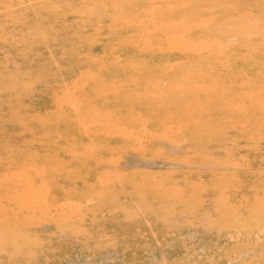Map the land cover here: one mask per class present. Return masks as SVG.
Masks as SVG:
<instances>
[{"label":"rangeland","instance_id":"obj_1","mask_svg":"<svg viewBox=\"0 0 264 264\" xmlns=\"http://www.w3.org/2000/svg\"><path fill=\"white\" fill-rule=\"evenodd\" d=\"M0 264H264V0H0Z\"/></svg>","mask_w":264,"mask_h":264}]
</instances>
